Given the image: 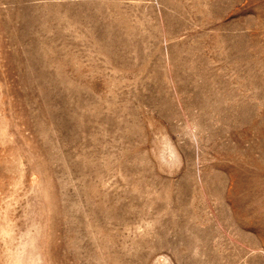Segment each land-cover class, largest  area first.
I'll return each instance as SVG.
<instances>
[{
    "label": "rangeland",
    "instance_id": "1",
    "mask_svg": "<svg viewBox=\"0 0 264 264\" xmlns=\"http://www.w3.org/2000/svg\"><path fill=\"white\" fill-rule=\"evenodd\" d=\"M0 264H264V0H0Z\"/></svg>",
    "mask_w": 264,
    "mask_h": 264
}]
</instances>
